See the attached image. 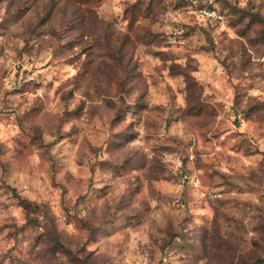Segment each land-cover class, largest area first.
Here are the masks:
<instances>
[{
	"label": "rangeland",
	"instance_id": "374dc122",
	"mask_svg": "<svg viewBox=\"0 0 264 264\" xmlns=\"http://www.w3.org/2000/svg\"><path fill=\"white\" fill-rule=\"evenodd\" d=\"M0 264H264V0H0Z\"/></svg>",
	"mask_w": 264,
	"mask_h": 264
},
{
	"label": "built area",
	"instance_id": "2783aa9c",
	"mask_svg": "<svg viewBox=\"0 0 264 264\" xmlns=\"http://www.w3.org/2000/svg\"><path fill=\"white\" fill-rule=\"evenodd\" d=\"M197 13L211 26L220 24L225 20V17L214 7H200L197 9Z\"/></svg>",
	"mask_w": 264,
	"mask_h": 264
},
{
	"label": "trees",
	"instance_id": "16d2710c",
	"mask_svg": "<svg viewBox=\"0 0 264 264\" xmlns=\"http://www.w3.org/2000/svg\"><path fill=\"white\" fill-rule=\"evenodd\" d=\"M11 191H12L14 197H15V198H16V199H17L22 205H24V206L27 207V208H31V207H32L33 204H32L31 202H29L28 200H26V199H24V198H21L19 195H17L14 189H12Z\"/></svg>",
	"mask_w": 264,
	"mask_h": 264
}]
</instances>
